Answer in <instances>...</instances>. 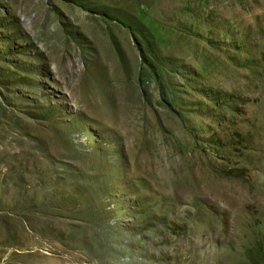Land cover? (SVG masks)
<instances>
[{
    "label": "rangeland",
    "instance_id": "374dc122",
    "mask_svg": "<svg viewBox=\"0 0 264 264\" xmlns=\"http://www.w3.org/2000/svg\"><path fill=\"white\" fill-rule=\"evenodd\" d=\"M0 264H264V0H0Z\"/></svg>",
    "mask_w": 264,
    "mask_h": 264
}]
</instances>
